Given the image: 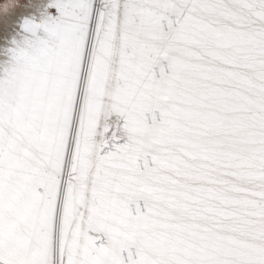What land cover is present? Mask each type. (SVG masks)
I'll return each mask as SVG.
<instances>
[{
    "label": "snow or ice",
    "instance_id": "6c2138e0",
    "mask_svg": "<svg viewBox=\"0 0 264 264\" xmlns=\"http://www.w3.org/2000/svg\"><path fill=\"white\" fill-rule=\"evenodd\" d=\"M0 264H264V0H0Z\"/></svg>",
    "mask_w": 264,
    "mask_h": 264
}]
</instances>
